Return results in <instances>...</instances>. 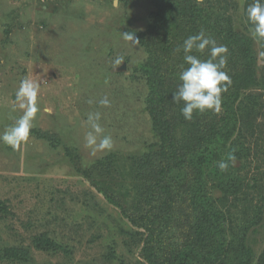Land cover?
Wrapping results in <instances>:
<instances>
[{
    "label": "rangeland",
    "instance_id": "obj_1",
    "mask_svg": "<svg viewBox=\"0 0 264 264\" xmlns=\"http://www.w3.org/2000/svg\"><path fill=\"white\" fill-rule=\"evenodd\" d=\"M204 1L202 7H209ZM255 2L218 0L213 8L235 31L252 37L246 9ZM156 10L154 0H0V136L23 114L15 101L21 81L40 84V111L28 144L13 151L0 141V264L142 261L143 230L106 195L130 213L134 203L145 207L141 193L146 187L131 171L132 158L160 143L146 110L149 89L136 71L148 54L140 43L134 48L125 43L121 33L125 28L151 32ZM253 47L261 85L249 90L258 97V109L251 127L242 123L235 142L241 153L234 167L240 187L229 186L225 193L210 181L204 186L213 200L227 194L224 208L251 249L249 264L264 255V48L255 40ZM209 53L207 49L200 60L207 61ZM118 57L125 62L114 69ZM104 97L110 107H99ZM97 112L114 147L92 156L85 147L91 131L87 117ZM112 154L117 159H105ZM184 177L188 179L186 172ZM179 222L183 220L173 219L159 235L161 252L187 243L188 224L181 223L184 228L179 230ZM40 236L54 246L38 247ZM10 248L20 258L25 251L27 256L9 258Z\"/></svg>",
    "mask_w": 264,
    "mask_h": 264
},
{
    "label": "trees",
    "instance_id": "obj_2",
    "mask_svg": "<svg viewBox=\"0 0 264 264\" xmlns=\"http://www.w3.org/2000/svg\"><path fill=\"white\" fill-rule=\"evenodd\" d=\"M204 2L209 7H202L203 2L197 3V0H154L157 13L151 32L123 30V33L133 34L148 54L147 61L138 64L136 71L147 83L146 110L160 142L156 149L132 158V177L146 187L145 193H141L145 207L134 203L135 211L130 213L115 198L106 195L112 204L121 208L133 226L144 232L140 249L142 261L138 264L251 262V249L241 239L242 235L236 233V225L232 226L229 208H224L227 194L213 200L211 195L207 196L204 186L210 181L213 187L225 193L230 192L227 190L229 186L240 187V177L236 176L234 167L230 165L227 172L222 173L217 165L227 162L229 153L241 157L235 143L242 135L241 125L251 127V118L258 109V97L249 91L261 85L255 69L254 40L235 31L223 14L216 15L213 3L218 0ZM201 31L205 37L212 36L217 46L228 49L227 66L223 70L232 84L222 96L220 115L194 112L192 120L187 121L181 114L184 103H174L173 96L182 83L179 75L189 67L184 61V42ZM261 43L264 48V42ZM177 48L181 51L176 52ZM204 53L193 51L189 54L203 60ZM240 94H243L241 98ZM105 159L117 157L112 154ZM173 219L183 220L178 224L179 230L184 228L181 223L188 224L187 243L161 252L159 235ZM243 234L245 237L246 233ZM36 241L38 247L45 250L53 245L45 236ZM43 243L45 247L41 246ZM18 253L14 248L6 249L9 258L27 256L26 251L20 253L21 258ZM257 264H264V255L258 258Z\"/></svg>",
    "mask_w": 264,
    "mask_h": 264
},
{
    "label": "clouds",
    "instance_id": "obj_3",
    "mask_svg": "<svg viewBox=\"0 0 264 264\" xmlns=\"http://www.w3.org/2000/svg\"><path fill=\"white\" fill-rule=\"evenodd\" d=\"M202 0H197L201 3ZM248 22L253 26L251 29L252 38L256 42H264V4L253 3L246 9ZM121 38L131 47L139 44V40L133 34L121 33ZM206 49H210V58L207 61H201L190 55L193 51L203 54ZM184 61L189 67L179 75L181 86L174 93L173 102H183L185 107L181 114L187 121H191L194 112L203 114L211 112L214 115L222 113V96L227 93L231 87V78L223 70L227 66L228 49L224 46H217L216 41L206 38L203 31L198 35L188 38L183 45ZM176 52L181 49L177 48ZM125 61L123 57H118L114 61V69L118 68ZM107 84L108 82L105 81ZM40 84L33 80L25 78L21 81L16 92L15 101L22 115L15 120L14 125L6 128L0 141L4 145L18 151L22 146L28 144L31 130L34 127V121L39 113ZM89 105L92 101H88ZM110 101L107 97L99 101V107H110ZM16 109L14 108L13 111ZM100 113H89L87 124L90 127L85 136V147L91 150V155L96 156L98 152H110L114 143L110 136L104 135V129L100 126ZM227 162H220L217 167L220 172H227L229 166L235 167L237 159L234 153H229L226 157Z\"/></svg>",
    "mask_w": 264,
    "mask_h": 264
}]
</instances>
